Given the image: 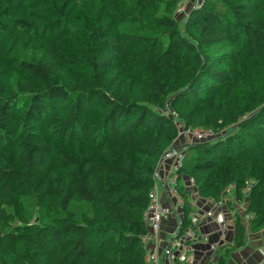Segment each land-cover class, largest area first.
<instances>
[{"label":"trees","instance_id":"trees-1","mask_svg":"<svg viewBox=\"0 0 264 264\" xmlns=\"http://www.w3.org/2000/svg\"><path fill=\"white\" fill-rule=\"evenodd\" d=\"M177 1L0 0V264H146L170 109L216 136L182 150V230L183 176L214 201L231 183L245 201L253 180L245 211L264 229V0H202L181 22ZM232 228L216 264L246 245L237 214Z\"/></svg>","mask_w":264,"mask_h":264},{"label":"built area","instance_id":"built-area-1","mask_svg":"<svg viewBox=\"0 0 264 264\" xmlns=\"http://www.w3.org/2000/svg\"><path fill=\"white\" fill-rule=\"evenodd\" d=\"M178 0L175 6V14L179 16L186 15L188 12V6L193 10L202 3V0ZM177 125V124H176ZM215 134L210 131L201 129H184L178 126V131L175 139L172 141V147L166 152V157L173 160V165L169 173L163 189L167 198V205L161 203V194L158 187L157 168L154 173V184L148 193V206L144 211V221L147 227V232L141 237L142 245L145 249L147 244H152L156 247L160 242V234L162 223L164 219L174 215L177 212L176 217V230L173 233L171 239L167 242L163 251V257L169 264H188L189 254L191 253V245L198 239L196 231L199 227L206 222H214L219 227L221 238L218 243L224 240V233L229 227L227 219L220 214L222 207L225 204V198L231 197L235 200L234 192L236 185L234 183L229 184L224 189V197L221 200L214 201L212 199H203L207 209L203 210L198 205V202L189 197V207L192 209L190 216V225L182 230V208L184 205L181 197V192L177 184V172L182 167L185 160V151L174 153L173 149L179 146L180 140L185 141V145L192 143H204L211 141L215 138ZM254 185V181L248 179L244 181L241 194L243 199L247 201V198ZM253 219L252 215H246V220L250 223ZM198 240L207 242L206 237L200 236ZM218 244H208V250L214 254L218 248ZM264 253V251H263ZM146 264H158V259L155 252H149L145 250ZM256 264H264V261L257 262Z\"/></svg>","mask_w":264,"mask_h":264},{"label":"crops","instance_id":"crops-1","mask_svg":"<svg viewBox=\"0 0 264 264\" xmlns=\"http://www.w3.org/2000/svg\"><path fill=\"white\" fill-rule=\"evenodd\" d=\"M185 141L180 140L179 146L185 145ZM161 162V161H160ZM173 160L166 158L162 163H159L157 167V176H158V187L161 194V203L167 205V198L163 185L165 184L167 178L169 177L170 170L172 168ZM181 183L186 192H190V198L198 202V205L207 209L205 206L204 200L198 197L196 189L193 186L192 181L188 177H182ZM224 207H222L220 214H222L225 219L228 221L229 227L224 233V240L221 243H218L221 238V233L219 232V227L214 222L203 223L199 229L196 231L198 239L200 236L206 237L207 242L196 240L194 244L191 245V253L189 254V263L188 264H203L206 261H209L211 264L217 263L216 254H212L208 250V244H218L221 246L223 244L230 243L233 238V228L232 221L234 215L237 214L246 229L247 233V242L244 248L230 255L226 264H256L257 262L264 261V229L257 233H251L249 222L246 220V201L237 202L231 197L225 198ZM174 215L164 219L161 228L160 242L154 247L152 244H147L145 247L146 251L155 252L158 264H169L163 257V251L167 242L171 239L173 233L176 230V213Z\"/></svg>","mask_w":264,"mask_h":264},{"label":"rangeland","instance_id":"rangeland-1","mask_svg":"<svg viewBox=\"0 0 264 264\" xmlns=\"http://www.w3.org/2000/svg\"><path fill=\"white\" fill-rule=\"evenodd\" d=\"M193 1H196V0H192V3H194ZM188 11L189 10H191L192 11V9H191V7L190 6H188ZM161 11V10H160ZM158 13H161V12H158ZM188 13H190V12H188ZM187 13V14H188ZM186 14V15H187ZM178 17V16H177ZM185 18V15H183V16H179L178 17V19H179V21L181 22V21H183V19ZM76 35H78V36H74V38H73V41H72V43H69L67 40H65V44H64V46H63V51L65 52V54L68 56V57H71V58H74V57H76V56H80V55H83V56H85V45H86V40H85V38H83V36H80L79 34H76ZM72 37V36H71ZM61 42V41H60ZM116 71H118V70H113L112 72H111V74H114V73H116ZM72 75H70V73H66V77H71ZM72 78H74V77H72ZM16 79H17V76L16 75H13L12 77H11V79H10V83L12 84V85H15V81H16ZM170 111V114H169V117H172L173 119H174V121L176 122V124L179 126V127H182V123L177 119V114L174 112V111H172L171 109L169 110ZM166 157V152L165 153H163L162 154V156H161V158H160V160L158 161V163H157V166H156V168L158 167V165H159V163H162L163 162V160L164 159H166L165 158ZM161 161V162H160ZM173 165V164H172ZM33 220V219H32ZM31 220V221H32Z\"/></svg>","mask_w":264,"mask_h":264},{"label":"water","instance_id":"water-1","mask_svg":"<svg viewBox=\"0 0 264 264\" xmlns=\"http://www.w3.org/2000/svg\"><path fill=\"white\" fill-rule=\"evenodd\" d=\"M185 148H186V145L178 146V147L173 149V152L178 153V152L184 150Z\"/></svg>","mask_w":264,"mask_h":264}]
</instances>
